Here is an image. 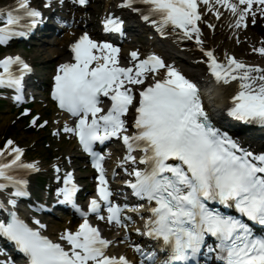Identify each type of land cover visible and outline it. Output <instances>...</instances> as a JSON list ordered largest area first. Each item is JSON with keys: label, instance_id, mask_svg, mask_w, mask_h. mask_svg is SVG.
I'll return each mask as SVG.
<instances>
[{"label": "snow or ice", "instance_id": "1", "mask_svg": "<svg viewBox=\"0 0 264 264\" xmlns=\"http://www.w3.org/2000/svg\"><path fill=\"white\" fill-rule=\"evenodd\" d=\"M137 2L145 7H135ZM73 3L87 6L90 0ZM117 6L140 13L161 35L171 26L173 33L181 30L179 39H194L207 57L209 78L220 86L237 84L223 111L238 121L264 126V65L249 63L227 50L219 58L205 46L201 27H216L205 12H214L219 19L221 9H227L232 17L228 27L240 43L241 28L247 32L249 23L264 20V0H120ZM0 18L5 21L0 24V44H7L12 37L28 35L43 14L30 0H15L14 7H0ZM101 23L106 33H123L125 21L111 11ZM250 44L251 52L264 56V36ZM69 47L72 59L58 64L51 96L74 120H65L63 128L53 133L74 134L90 155L98 173L96 194L89 197L85 210L77 203L80 186L73 181V172L61 177V168L54 164L56 179L62 178L63 186L55 189L52 207L39 202L30 207L51 212L57 205H70L82 219L74 229L64 227L57 239L46 235L42 230L47 224L40 217L32 215L30 224L18 211L19 198L31 197L26 177L38 171V163L25 161V148L7 138L0 147V209L6 213L0 218V236L23 253L19 264H135L124 254L108 251L131 240L132 231L158 245L149 250L132 241L139 264H201L202 250L206 262L264 264V234L255 231V225L264 226V151L253 150L239 136L218 127L213 99H206L200 83L175 62L154 51L142 56L133 49L130 60L122 63L118 44L94 38L88 31ZM0 69V87L13 90L15 102L24 101L26 75L33 71L30 63L20 54H5L0 57ZM29 111L25 108L21 115ZM38 116L32 117L31 124L49 123L38 122ZM111 138L123 145L111 178H116L117 167L122 168L130 177L123 184L146 205L127 197L123 203L113 199L105 152L99 150ZM105 207L106 217L101 211ZM129 210L142 218V228L130 227L135 221ZM90 214L123 228L124 241L104 236L90 222ZM210 238L214 243H208ZM158 250L166 253L164 259H157ZM0 264L17 262L9 256Z\"/></svg>", "mask_w": 264, "mask_h": 264}, {"label": "bare ground", "instance_id": "2", "mask_svg": "<svg viewBox=\"0 0 264 264\" xmlns=\"http://www.w3.org/2000/svg\"><path fill=\"white\" fill-rule=\"evenodd\" d=\"M13 0H9L7 2H11ZM109 1V3H108ZM105 2V6L104 8H106V11H111L113 13L118 12V8L115 7V4H111V1L108 0ZM114 1H120V0H114ZM221 11L223 12V16L219 19L216 18L215 13L214 12H205V18L210 21L212 24H215L216 27L215 29L209 28L207 26V24H201V27L203 29V37L202 39L205 42V46L208 48H212L215 53L217 54V56L219 58H223L225 51H229L232 52L233 54H235L237 57H243L247 62L249 63H259L264 65V56H261L259 53H253L251 52V44H250V40H255L258 41L261 37L257 36V33L251 30V27L249 26L251 23H249L248 28H247V32H245L243 30V28H241L240 32H239V38H240V43L236 42V38L234 36L233 30L230 29L228 27L229 23H231V13L227 10V9H221ZM97 12H101V13H97L98 15H100V18H104L106 12L105 10L100 11L97 10ZM127 12V11H125ZM134 16V15H133ZM123 20H125V24H124V28L125 30H129V32H134L135 34H137L138 38L143 37L142 32H146V36L149 38V46H152L155 43V40H152V38L150 37V35L152 36H158L159 38H163L160 39V41H167L166 44H174L176 43L179 47V49H183V53H181L182 55H184V57L189 61V63H182V61H184L183 59H175L177 64H180V68L182 70H184L186 72V74L190 77V78H194V80L196 81H202L203 77H208V74L206 72V69L204 70L203 68V60L206 58V55L203 54V51L201 50L200 46H197V42L194 39H179L180 37V32L181 30H177L175 33L171 32V35L169 36V32L166 31V35H161L159 31L156 30V27L152 26L151 24H147L145 26L144 23H142V26H145L144 28L142 26H140L137 21L133 20L131 18H128L126 16H120ZM139 28H143L142 30H140ZM172 30V28H171ZM157 31V34H156ZM141 32V33H140ZM150 33V35H149ZM245 35H247L249 37V40H245L244 37ZM67 36V34L63 35V39H59L56 38L54 40H52V37H49L47 39H43L41 44H40V48L42 51V55L43 58L46 60H57L58 62H61L64 57H65V48H63L62 46V42ZM158 37H155V39H157ZM133 39V38H132ZM170 42V43H169ZM133 43V42H132ZM143 43V42H142ZM129 47V44H127ZM135 45V44H133ZM131 46V45H130ZM162 45H158V47H161ZM145 44L142 46H133L130 47V50L136 49V48H145ZM161 52V51H160ZM203 57V59H201ZM168 59H172V58H168ZM182 60V61H181ZM169 62H174L172 60H169ZM184 66V67H183ZM193 66V67H191ZM186 67H190V70H188V68ZM197 68L198 72H194L192 69L193 68ZM214 87H216V97H214V103L215 105L219 106H225L227 104L230 103L229 97L230 95L234 94V91L237 88V84L236 83H232L230 82L229 85L227 86H220L218 85L215 81L213 82ZM56 121H60L59 117L55 118ZM223 123V122H221ZM220 123V124H221ZM235 129H238L237 126ZM249 129V133H254V131H251L253 129L247 127V129L245 130L248 131ZM235 133V131H233ZM245 133L244 137L248 142L251 143H255V144H259L258 147H260V149H262L261 147L264 148V142L263 140H259V139H254L253 140V136H247ZM263 142V143H261ZM47 171V167H45L43 164L40 165L38 164V172L39 173H44ZM37 172V171H36ZM34 173V172H33ZM34 178V177H32ZM52 229V228H51ZM111 251L116 252V253H123L125 251H127V254L132 257V253L130 250H128L125 245H118V246H111L110 248Z\"/></svg>", "mask_w": 264, "mask_h": 264}, {"label": "rangeland", "instance_id": "3", "mask_svg": "<svg viewBox=\"0 0 264 264\" xmlns=\"http://www.w3.org/2000/svg\"><path fill=\"white\" fill-rule=\"evenodd\" d=\"M263 28H264V20H263V24L259 26L260 30H263ZM40 49L41 48H38L37 44H34L30 49L29 48L24 49L25 50L24 53L28 54L34 60V62L38 64V71L41 70L43 71V73H39L42 76V74L46 73L48 68H51L53 64H55V61L49 63V61L43 60V55H42L43 53ZM42 62L43 65L41 64ZM5 104L6 102L0 103V137L3 134V135H7L6 137L13 138L20 145L30 148L27 151V157L30 160L38 159L43 161L45 164L49 165L51 161L50 157L58 156V150H57L58 138L50 139L49 130H48L50 128L49 126L46 127L47 129L44 130L37 129L38 131L32 133L30 132L26 133L24 131L26 127L23 124H21L22 122L15 120L16 111H14V109L9 111L8 110L9 107L5 106ZM39 109L44 112L42 108L39 107ZM50 109L52 108H49V110L45 112V115L46 117H48V119H51L53 113ZM44 139L50 142L52 144L51 147H53V152L48 154L46 157H44V153L46 150L44 149V143H42V140ZM62 143H63L62 152H64L66 150L64 148V145H68V144L71 145V143L68 140H62Z\"/></svg>", "mask_w": 264, "mask_h": 264}]
</instances>
